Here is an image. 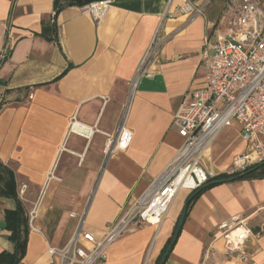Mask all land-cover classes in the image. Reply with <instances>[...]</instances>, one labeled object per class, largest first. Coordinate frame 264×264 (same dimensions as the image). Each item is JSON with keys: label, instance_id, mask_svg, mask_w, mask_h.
<instances>
[{"label": "crops", "instance_id": "1", "mask_svg": "<svg viewBox=\"0 0 264 264\" xmlns=\"http://www.w3.org/2000/svg\"><path fill=\"white\" fill-rule=\"evenodd\" d=\"M54 1L0 0V253L14 251L4 214L19 201L27 229L20 264H60L47 249H63L81 216L82 232L97 242L104 238L175 157L183 140L170 126L172 117L190 93L204 87L205 47L233 30L223 18L227 0H209L204 15L194 17L180 15L178 1L168 8V0H110L98 24L69 0H57L55 12ZM156 35L152 76L133 89ZM71 123L83 131L73 133ZM122 123L131 132L130 146L109 155L107 143ZM223 133L234 140L228 160L220 152L227 165L245 144L235 123ZM50 173L54 178L48 180ZM255 176L201 194L164 264H264V178ZM22 186L31 203L45 195V186L51 188L33 229L30 207L19 197ZM180 193L159 228L127 232L98 264H156L190 194ZM52 201L72 204L54 211L52 219L46 217ZM236 220L251 232L242 259L225 253L219 234L220 225Z\"/></svg>", "mask_w": 264, "mask_h": 264}, {"label": "built area", "instance_id": "2", "mask_svg": "<svg viewBox=\"0 0 264 264\" xmlns=\"http://www.w3.org/2000/svg\"><path fill=\"white\" fill-rule=\"evenodd\" d=\"M176 1L178 13L187 17L203 16L209 2L168 0V8ZM110 5V0L90 3L82 7V13L98 24ZM167 15L173 18L168 9ZM223 18L230 19L233 30L227 40L217 39L205 47L204 87L190 93V100L179 106L172 117L170 126L183 140L175 157L142 195L128 205L101 241L82 232L81 216L75 233L63 249H47V254L57 258L60 264H98L107 259L108 248L127 232L142 225L158 227L180 191L191 193L218 176L211 165L213 145L219 133L231 124L238 126L245 144L243 152L231 159V174L244 172L264 161V0H227ZM158 47L156 35L139 63L133 89L140 78L152 76L148 69ZM73 127L71 123L70 130ZM130 143L131 132L122 123L114 140L107 144L108 154L126 151ZM51 178L54 177L50 173L48 180ZM25 189L22 186L20 194ZM36 208L28 215L31 229L38 216ZM70 216L77 218V214ZM219 230L225 253L242 259V248L251 234L247 225L236 220L220 225Z\"/></svg>", "mask_w": 264, "mask_h": 264}, {"label": "trees", "instance_id": "3", "mask_svg": "<svg viewBox=\"0 0 264 264\" xmlns=\"http://www.w3.org/2000/svg\"><path fill=\"white\" fill-rule=\"evenodd\" d=\"M97 1H102V0H69V5L70 6H76L79 8H82L85 5H88L90 3H94ZM54 9L55 12H58L60 10V6L57 4V0L54 1ZM66 72V71H65ZM64 72V73H65ZM63 73V74H64ZM63 74L61 76H63ZM60 76V77H61ZM256 166V165H255ZM254 166H251L247 168L246 170L252 168ZM259 172V177L264 178V165L260 166L256 171L253 173L237 180H247L253 177H256L255 174ZM237 174V173H233ZM232 175V174H231ZM229 176L228 174H219L216 176L214 179H219L223 177ZM217 186V185H216ZM215 186H211L209 188H206L202 192H200L188 205V209L191 206V204L205 191L213 188ZM187 209V211H188ZM22 213L23 209L21 207V204L19 201L16 203V208L12 211H6L4 214V224H5V230L9 232L8 240L11 241L14 244V251L12 253H7V252H2L0 253V264H20V261L22 260L24 254H25V247H26V241H27V229L22 227ZM187 216V215H186ZM170 240V239H169ZM169 240L167 241L165 247L163 248L162 252L160 253L156 264L158 263L161 255L163 254L166 246L169 243Z\"/></svg>", "mask_w": 264, "mask_h": 264}, {"label": "rangeland", "instance_id": "4", "mask_svg": "<svg viewBox=\"0 0 264 264\" xmlns=\"http://www.w3.org/2000/svg\"><path fill=\"white\" fill-rule=\"evenodd\" d=\"M223 40H227V39H223ZM113 140V139H112ZM214 147L212 150V157H211V165L212 168L214 170L215 173L218 172H224L225 174L231 175L230 172V167H229V163L226 165L225 162H223V159L225 158L226 160H228L230 158V156L232 155V153L234 152L235 148H234V140L228 135L222 132L219 133V135L217 136L216 140L214 141ZM216 146V147H215ZM220 149V151H219ZM224 155L225 157L222 159V155ZM239 154V153H236ZM54 173V172H53ZM46 188L44 189L45 191V195L41 196L40 194L37 197V200L34 201V203L31 202H26L25 200V194H20V190H19V197L21 199V201H23L25 203L26 206H28L29 210H28V215L29 213L37 206L38 208V216L36 218V220L40 217V213L42 211V209H44L43 206H45L46 204V196L47 193H49L50 191V187L45 186ZM61 190V188H60ZM58 193V189L53 191V194H57ZM183 193H179V195L177 196L176 199H178ZM48 204V203H47ZM72 203L71 202H67V201H52L49 202L48 205V213L46 214V217H48L50 215V217H52V219L54 218V215L56 214L54 211L60 209V207H64L65 209L68 208Z\"/></svg>", "mask_w": 264, "mask_h": 264}, {"label": "water", "instance_id": "5", "mask_svg": "<svg viewBox=\"0 0 264 264\" xmlns=\"http://www.w3.org/2000/svg\"><path fill=\"white\" fill-rule=\"evenodd\" d=\"M66 7V6H63V8ZM264 165V161L257 164L256 166L244 171V172H240V173H237V174H232V175H229L227 177H223V178H219V179H213V180H209L207 181L206 183L202 184L199 188H197L196 190L192 191L189 196L187 197L186 201L184 202V205H183V209L177 219V222H176V225H175V228L172 232V235H171V238L169 240V243L168 245L166 246L163 254L161 255L159 261L157 264H164L166 259L168 258L169 254L171 253L172 251V248L178 238V235L181 231V228L184 224V221L186 219V215H187V209H188V205L189 203L200 193L202 192L203 190H205L206 188H209L211 186H216V185H221V184H226V183H232V182H235L251 173H253L254 171H256L260 166H263Z\"/></svg>", "mask_w": 264, "mask_h": 264}, {"label": "bare ground", "instance_id": "6", "mask_svg": "<svg viewBox=\"0 0 264 264\" xmlns=\"http://www.w3.org/2000/svg\"><path fill=\"white\" fill-rule=\"evenodd\" d=\"M82 128L81 127H79V125L77 124V123H75L74 124V127H73V129H72V132L73 133H76V134H80L83 130H81ZM108 144V143H107ZM36 211H37V209H35ZM163 223V221L160 223V225ZM160 225L157 227V228H159L160 227Z\"/></svg>", "mask_w": 264, "mask_h": 264}]
</instances>
